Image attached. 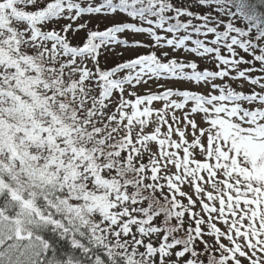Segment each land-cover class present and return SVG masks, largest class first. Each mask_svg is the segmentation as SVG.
Listing matches in <instances>:
<instances>
[{
  "label": "snow or ice",
  "instance_id": "snow-or-ice-1",
  "mask_svg": "<svg viewBox=\"0 0 264 264\" xmlns=\"http://www.w3.org/2000/svg\"><path fill=\"white\" fill-rule=\"evenodd\" d=\"M0 264H264V0H0Z\"/></svg>",
  "mask_w": 264,
  "mask_h": 264
}]
</instances>
